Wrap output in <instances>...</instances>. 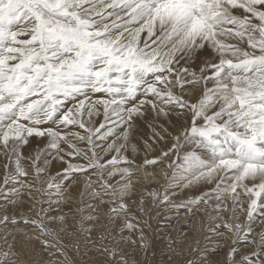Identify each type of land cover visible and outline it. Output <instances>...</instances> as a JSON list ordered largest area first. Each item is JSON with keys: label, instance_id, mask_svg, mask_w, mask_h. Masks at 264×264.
Here are the masks:
<instances>
[{"label": "snow or ice", "instance_id": "6c2138e0", "mask_svg": "<svg viewBox=\"0 0 264 264\" xmlns=\"http://www.w3.org/2000/svg\"><path fill=\"white\" fill-rule=\"evenodd\" d=\"M31 242L264 264V0H0V264Z\"/></svg>", "mask_w": 264, "mask_h": 264}, {"label": "rangeland", "instance_id": "374dc122", "mask_svg": "<svg viewBox=\"0 0 264 264\" xmlns=\"http://www.w3.org/2000/svg\"><path fill=\"white\" fill-rule=\"evenodd\" d=\"M157 177H158V178H156L157 180L160 179L159 176H157ZM153 186H155V185H153ZM182 219L183 218L173 219V221H172L173 228L171 229V232H172V235L174 237H179L180 239H182L181 241L183 242V237L180 236V233L191 232L193 235H195V229L192 228V223H193L192 221H188L187 223H183V222H181ZM190 228L192 229L191 231H190ZM33 243H35L34 247L37 249V251L35 252V254H33L31 256V259L34 261H40L41 264H44V261L47 259L46 254L41 250V247L38 243H36V242H33ZM88 247H91V246L89 245ZM25 252L27 253L28 250H25ZM84 253H85V250L82 249L81 255L79 257H77V260L82 261L83 264H91V262L93 260V254L91 252H88L87 254H84ZM26 258H27V256H26ZM159 259H160V257L157 256V260H159Z\"/></svg>", "mask_w": 264, "mask_h": 264}, {"label": "bare ground", "instance_id": "6f19581e", "mask_svg": "<svg viewBox=\"0 0 264 264\" xmlns=\"http://www.w3.org/2000/svg\"><path fill=\"white\" fill-rule=\"evenodd\" d=\"M156 178H158V177H156ZM159 180V179H158ZM188 233V235H189V240L191 239V237L192 236H194L191 232H187ZM182 240V239H181ZM34 244L35 243H33V242H31V243H29L28 245H27V248L25 249V250H29V249H31L33 246H34ZM43 254V253H42Z\"/></svg>", "mask_w": 264, "mask_h": 264}]
</instances>
